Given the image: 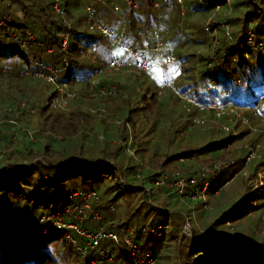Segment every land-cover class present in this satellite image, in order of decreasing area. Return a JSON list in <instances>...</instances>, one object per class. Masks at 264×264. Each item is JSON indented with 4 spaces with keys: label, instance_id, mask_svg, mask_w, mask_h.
<instances>
[{
    "label": "rangeland",
    "instance_id": "1",
    "mask_svg": "<svg viewBox=\"0 0 264 264\" xmlns=\"http://www.w3.org/2000/svg\"><path fill=\"white\" fill-rule=\"evenodd\" d=\"M235 1L228 0L225 4H221L217 10H214V7L203 10L198 6V0H183L182 4H177L175 0H169L170 6L168 7H163V0H136L135 2L139 3V8L133 10L125 0H112L113 5L117 6L119 11L111 12L106 8L104 10L106 17L102 16V19L97 17L98 11L96 20L106 24L115 33H120L125 28L124 44L126 48L113 40L112 42L104 38L105 45L108 47L109 60L113 57L133 62L134 59L130 52L138 54L145 52L147 57H151V48L155 44L154 34L158 31L162 34L161 46L156 58L151 62L150 73L146 76L143 74L133 78L134 75L123 76L124 71L120 73L112 71L109 75L99 74L92 76L89 81L85 82L84 80L68 86L46 83L42 85V90L36 86L37 97L24 99L32 108L25 110L28 113L21 116L16 122L4 120L3 112L7 107L15 109L18 104H14L15 102L9 99H0V136L7 137L3 140L0 139V168H5L8 171V167L11 166L18 167L21 164L34 166L36 162L43 166L47 165L46 162H58L69 157L82 161L84 164L87 161H98L104 166H111L112 171L103 176L100 184H81L78 179L68 181V184L73 182L69 186L70 189H74L71 192L94 190L102 195L108 188V191H111L109 196L113 197L117 191L123 192L126 186L139 187L140 189L127 192L112 202L111 209L118 221L126 220L134 210L139 208L141 222L148 223L152 219H158L155 224H160L161 217L164 221L165 214H156L153 209L149 210V207L160 208L159 205H161L169 218L167 221L168 230L164 236L167 246L161 250L157 264H180L182 255L179 254L180 248H176L174 239L178 238L180 243L181 238L184 237L182 241L184 245L194 234L192 228L199 234L214 237L216 241L229 246L248 239L264 243V205L258 210H249L247 216L231 223L214 225L215 221L222 219L230 210L235 213L245 210L244 205L239 206L237 203L243 196L254 191L256 187L257 194L259 191H264V114L260 111L261 108L264 109V94L257 108L260 112L255 108L250 110L245 107L244 117L248 123H242L238 118L233 119L234 117L218 120L211 114L203 112L195 119H202L204 122L196 123L194 119L193 123L196 125H192L188 119L186 110L189 107L182 100H185L186 95H181L182 99L179 100L173 94V92L178 94V91L183 89H194V83L196 87L201 85V89L212 85L202 86L198 76L206 67L215 65L218 60L214 53L215 50L211 46V39L204 31V24L210 19L213 23L220 22L218 24L221 26L228 24L226 18L231 15L232 3ZM245 1L252 2V0ZM155 4H158V7L154 6ZM143 11L148 15V26L150 27L148 30H144V35L136 36L122 20L127 19L131 14L141 17ZM30 12L32 13V10ZM163 12L166 17L169 16L170 26L166 25V21L164 23ZM14 14L20 16L21 12L18 10ZM228 29L230 32L229 24ZM165 31H167V35L163 36ZM260 31L264 33V28ZM182 34H186L189 40L182 43L184 39ZM215 35L219 40L216 46H219L223 33H219L218 29ZM169 38H176L174 42L178 45L171 48L169 43L172 40ZM48 50L52 51L51 48ZM66 50L67 48L64 52ZM168 53L174 56L176 61L167 63ZM211 55H214L216 60L211 59ZM256 55L252 54L247 58ZM208 57L209 61H207ZM90 59L89 64L94 63L95 60L98 61L96 67L102 66L104 69L109 61L103 58L102 62H99L101 58L94 54L90 56ZM182 59L186 61L187 69L181 68ZM62 60L64 62L63 57ZM50 67L53 68L51 65ZM165 72L170 74L169 78L164 74ZM59 73L60 69L56 72L55 83H62L59 80ZM95 78L105 86L119 88L118 93L115 95L96 94L100 85L89 89ZM165 85H171L172 90ZM88 95L92 97V102L86 98ZM245 96L249 100H254L257 95L253 92L247 93ZM15 99H22V96H16ZM41 108L44 109L43 116L38 114ZM58 111H65L64 117L75 124L73 134L67 133L65 129L58 126L57 131L51 130L53 124L50 123L49 118ZM246 112H250L251 119L254 118L253 123L246 117ZM80 114L87 118L91 117L90 123L82 122ZM237 119L240 122L239 127H248L247 134L243 135L239 141L227 144L223 150L228 151L225 155V158L227 156L226 160L218 161H232L230 170L225 176L226 179L232 176L234 178L226 183L218 193L209 191L206 208L198 201L179 198L176 194L168 192L167 189L171 188L169 190L173 191L174 188L166 184L161 185L162 189L159 193L158 187L134 179L137 172L141 176L148 174L150 167L147 164L162 163L164 154H177L200 147L211 139L219 140L228 135L222 131L209 130L210 126H217L218 129L223 130L221 127L226 125L233 128L237 135V124H235ZM209 122H212L213 125L208 124ZM67 126L71 127V123ZM45 151H48L47 154ZM218 151L209 154L217 156L220 153ZM190 157L181 156L171 165L182 169L191 167L193 164L194 169H197L199 164L205 163L199 160L198 155L194 159H190ZM206 158H209V155ZM242 159L244 160L241 163ZM261 164L262 166H258ZM170 168L152 169H156V173H159L160 170L163 172L178 170L174 167ZM258 201L259 198L255 202L258 203ZM104 203L108 204V202ZM90 204L94 208L95 204L92 200ZM44 209L40 207L36 212L37 215ZM54 209L52 206L43 212L53 213ZM90 212V210L87 211L88 220ZM63 237V235H57L58 241L54 243L57 249L63 244L66 245ZM140 244L142 243L140 242ZM235 249L239 252H246L245 247H236ZM226 251L229 252L230 249ZM124 262L125 260H118V264Z\"/></svg>",
    "mask_w": 264,
    "mask_h": 264
},
{
    "label": "trees",
    "instance_id": "2",
    "mask_svg": "<svg viewBox=\"0 0 264 264\" xmlns=\"http://www.w3.org/2000/svg\"><path fill=\"white\" fill-rule=\"evenodd\" d=\"M0 1V99H9L18 105L24 102L28 106L23 108L18 106L15 109L11 107L5 108L3 112L4 120L16 122L21 116L27 114L28 112L25 110L32 108V106L24 99H32L33 96L36 98V86L39 90H42V85L48 83L44 79L34 76L33 73L37 69L34 60L46 66L51 65L59 68V80L62 83H66L67 86L91 79V73L97 69L96 62H98L94 60V63H88L91 62L90 56L92 54L101 58L99 62H102L103 58L109 60L110 56L107 55L108 47L105 45L104 38L112 40L102 35L98 30L91 29L85 19L87 5L94 9L95 17L99 11L97 15L99 19H102L101 17L105 15L104 10L106 8L114 12L112 0H61L66 19L72 25V29L68 34L66 52H64L65 49L61 50V34L66 32L67 29L59 15L53 11V0L50 2L49 0ZM175 1L180 4L178 0ZM226 1L204 0V3L198 1V6L203 10H209L216 5L225 4ZM168 6H170L169 0H163V7ZM232 7L231 15L226 18L230 25L229 35H226L225 30L218 24L220 22L213 23L218 27L219 33H223V37L220 38V45L214 49V53L218 57L217 63L211 67H206L198 75L202 86L215 85V91H204L200 88L201 85L196 87L194 83V89L180 90L178 91L179 95L173 92L179 100L182 99L181 95H186L201 104L230 101L236 106L248 107L250 110L258 108L259 101H261L264 94V51L251 52L245 37L247 28L251 26L255 31L264 28V0H252V2L236 0L235 3H232ZM138 8L139 3L137 8L133 10H138ZM29 9L32 10V13ZM18 10L21 12L20 16L14 14ZM4 15L9 16L6 18ZM168 18L169 16L166 17L163 12V21L164 23L165 21L167 22L166 25L170 24ZM124 20L125 24L129 26L136 36L144 35V30H148L150 27L148 26V15L144 11L141 17L131 14ZM169 26L167 27L169 28ZM28 33L32 35L33 39L29 38ZM182 36L184 37L182 43L189 40L186 34H182ZM169 39L172 40L169 43L171 48L174 45H178L174 42L176 38ZM22 41H24V44L21 43ZM49 48L52 49V52L48 53ZM252 54L257 55L248 59L247 56H252ZM64 55L67 56V65L62 60V57H65ZM209 60L208 57L207 61ZM174 61H176V58ZM149 65L151 66V62ZM180 66L182 69L188 68L185 60L181 61ZM148 73L150 72L137 71V73L127 76L134 75L133 78H137L143 74L146 76ZM164 74L169 78V73L165 72ZM166 87L170 88L171 85ZM253 92L257 95L255 96L256 99L249 100L245 95ZM16 96H22V99H15ZM86 98L92 102V97L88 95ZM182 100L185 102L184 99ZM185 104L189 107L186 112L189 121L193 125V120L203 112L198 111L196 107L186 102ZM257 110L259 111V109ZM260 111L264 114L263 108ZM39 112L37 113L43 116L44 109L41 108ZM64 112L58 111L49 118L50 123L53 124L51 130L55 132L58 127H61L67 133L73 134L75 132V124H72V121H68L64 117ZM249 113L246 112V117L253 123L254 118L251 119V114ZM212 116L218 120L229 118L228 116ZM80 117L82 122L85 123H90L92 120L91 117L87 118L82 116V114H80ZM233 119L236 118L234 117ZM70 123L71 127L67 126ZM210 123L213 125L212 122L208 124ZM235 124H237V135H233L231 131L220 130L217 126H210L209 130L222 131L228 135L219 140L211 139L200 147L181 151L177 154H164L162 163L147 164L150 167L148 174L141 176L137 172L134 179L158 187V192L160 193L161 185L155 184L159 173H156V169L152 168L168 169L174 167L178 169L177 166L171 164L181 156L198 155L200 161L208 164L226 160L227 156L225 158V155L228 151H223L226 145L239 141L243 135L247 134L248 127H239L240 122L238 119ZM6 138V136H0L2 140ZM217 150L220 152L217 156L209 154ZM47 152L45 151V154ZM41 155L43 156L44 154ZM207 155H209V158H206ZM243 160L240 162L242 163ZM44 162L46 161L44 160ZM46 163L47 165L43 166L39 162H36L34 166H26L27 164H21L18 167L11 166L8 167V171L5 168H0V264H88L89 258L93 257L92 254L88 255V257H82L64 237L66 245L63 244L57 249L54 244L58 241L56 237L58 234H63L52 227L50 228V225L39 223V219L43 214H50L51 212L43 211L48 210L52 206L55 208L54 212H64L66 208L82 204V197L91 192L95 193L97 199L93 196L89 197V201L92 200L95 205L92 208V212H90L89 220L86 217L82 226L91 229L102 228L107 232H117L118 235L121 234L122 229L133 227L136 232V241L142 243L141 253L135 255L137 258H133H143L144 254L149 252L155 258V264H157L161 250L167 246V243L164 242V236L168 230L167 221L169 218L168 214L161 208V205H159L160 208L149 207V210L153 209L156 214H165L164 221L163 217H161L162 221L159 224L163 225V227L165 226V230L158 236L150 231L152 227L158 225L155 224L158 219H152L148 223L145 221L141 222L139 208L134 210L123 221L116 220L112 212L111 204L113 201L127 192L140 189L139 187L126 186L123 192L117 191L113 197L109 196L111 191H108V188L102 195L94 190L91 192H71L74 189H70L69 186L73 182L68 184V181L78 179L81 184H100L103 176L110 174L112 171L111 166H104L98 161H87L84 164V162L71 157L58 162ZM262 164L258 166H262ZM26 167L30 168L25 169ZM195 169L193 164H191V167H183L177 171L180 174H195ZM234 169L237 170L238 168ZM256 188L238 201L237 205H244L245 210L238 213L230 210L222 219L215 221L214 225L231 223L236 219L247 216L249 210L262 208L264 205V191H259L257 194ZM169 189H167L168 192L177 195L175 190L173 192ZM211 190L214 191V188ZM74 193H77V195L73 196ZM258 198L259 201L257 203L255 201ZM104 202H108V204ZM40 207L45 209L37 215L36 212H38L37 210ZM94 212L100 216L99 220L93 218ZM44 229H46V233L43 232ZM192 229L194 234L184 245L182 244L184 237L181 238L180 243L178 238L174 239L176 248H180L178 251L182 255L180 264H264L263 242H255L248 239L243 242H235L229 246L218 240L216 241L214 237L199 234L194 228ZM110 246L115 250V261L113 264H118L119 259L125 260L122 264H131L130 256L129 258H124V256L129 255V250L122 242L118 245L110 243ZM236 247H245L246 252H239L235 249ZM227 249H230V251L227 252Z\"/></svg>",
    "mask_w": 264,
    "mask_h": 264
},
{
    "label": "built area",
    "instance_id": "3",
    "mask_svg": "<svg viewBox=\"0 0 264 264\" xmlns=\"http://www.w3.org/2000/svg\"><path fill=\"white\" fill-rule=\"evenodd\" d=\"M200 3H204V0H198ZM228 1V0H227ZM128 6L132 9H136L138 4L133 0H125ZM181 4L182 0H178ZM1 4V1H0ZM154 6L158 7V4ZM221 5H216L214 10L220 8ZM53 11L59 15L61 21L66 26L67 31L63 32L62 35V44L61 49L64 50L68 46V34L72 29L70 21L66 19V13L62 7L61 0H53L52 5ZM113 11L118 12L119 8L113 6ZM8 18V15H4ZM4 17V18H5ZM85 22L89 25L91 29L98 30L102 35L108 37L116 43L121 44L126 48L124 40L126 39V29H122L120 33H115L111 30L106 24L100 23L96 20L95 11L90 6H86V19ZM122 22L125 24V20ZM225 30V34L229 35L228 24H223L221 26ZM217 26L213 24L212 19L206 21L204 24V31L208 34L211 39V46L213 50L217 47L219 40L215 35ZM140 34V32H138ZM167 35V31L163 33V36ZM30 39H33L32 35L28 33ZM162 34L158 31L155 32V44L152 46V56L147 57L145 52L136 53L130 52L131 57L134 59L133 62L121 60L118 58H111L107 62V67L104 69L102 66L98 67L91 73L92 76H98L99 74L109 75L112 71L120 73L122 71L126 72L132 69L137 71H150L149 63L156 58L157 53L161 46ZM248 48L251 52H260L264 51V33L260 31H255L253 28L249 27L246 31L245 37ZM24 44V41L21 42ZM52 52L51 50H48ZM167 59V63H172L174 61V56L170 53ZM211 59L216 60L214 55L210 56ZM65 65H67L68 60L66 57L63 58ZM34 64L37 67L36 71L33 73L36 77H42L46 82L52 84H59L61 86H66V83H55L57 79L56 72L59 68H51L49 65L46 66L41 62L34 60ZM55 68V69H54ZM94 78V77H93ZM92 85L89 86V89H94L97 85H100L98 92L96 94L105 95L112 94L115 95L118 93L119 88L115 86H105L101 84L97 78L92 81ZM203 90L207 92L215 91V86L211 85L210 87H202ZM185 102L197 108L200 112H207V114H212L217 117L228 116L229 119L232 117L238 118L243 123H248L247 119L244 117L245 107H239L234 105L230 101H220L207 104H201L197 102L192 97L186 96ZM20 108L28 107L24 102H21L18 105ZM196 123H202L204 120L195 119ZM224 131H231L233 135V128L228 126L221 127ZM195 156H191L190 159H194ZM232 162V161H231ZM231 162H214L211 164H199L195 174H180L178 171L163 172L160 170L157 180L155 181L156 185L166 184L169 187L174 188L179 198L183 199H193L198 201L206 208L208 193L214 188L213 193H218L222 187L228 183L234 176L229 179H226V174L230 170ZM77 193H74L73 196H76ZM95 197V193L91 192L82 197L83 203L74 205L72 207L66 208L64 212H53L50 214H43L39 223L50 225L56 231L58 230L64 236V238L72 245V247L80 254L82 257H88L92 254L93 257H90L88 264H113L115 261V250L110 246L111 244L118 245L122 242L126 248L129 250V255L124 256V258L131 257V264H155V258L151 256L149 252L144 254L143 258L134 259L133 257L138 253H141L142 245L136 241V232L133 227H127L121 230V234L118 235L117 232L113 231H104L102 228L91 229L85 228L82 226V223L87 217V211L92 212V207L89 201V197ZM97 199V198H96ZM93 218L99 220L100 216L97 213H93ZM165 230V226L157 225L150 229L151 232L156 233L160 236ZM46 233V229L43 230ZM143 256V254H142Z\"/></svg>",
    "mask_w": 264,
    "mask_h": 264
},
{
    "label": "crops",
    "instance_id": "4",
    "mask_svg": "<svg viewBox=\"0 0 264 264\" xmlns=\"http://www.w3.org/2000/svg\"><path fill=\"white\" fill-rule=\"evenodd\" d=\"M104 16L106 17V15H104ZM111 58H113V57H111ZM121 60H122V59H121ZM125 61H126V60H125ZM140 72H143V71H140ZM132 73H137V70H134L133 67H132L131 70L124 72V75H123V76H125V75H129V74H132ZM119 75H120V74H119Z\"/></svg>",
    "mask_w": 264,
    "mask_h": 264
},
{
    "label": "clouds",
    "instance_id": "5",
    "mask_svg": "<svg viewBox=\"0 0 264 264\" xmlns=\"http://www.w3.org/2000/svg\"><path fill=\"white\" fill-rule=\"evenodd\" d=\"M150 66V65H149ZM150 68V67H149ZM150 72V71H149Z\"/></svg>",
    "mask_w": 264,
    "mask_h": 264
}]
</instances>
